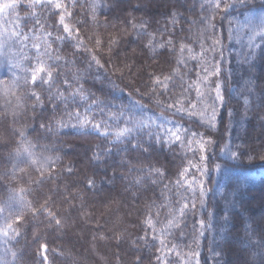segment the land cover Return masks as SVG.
<instances>
[{
  "label": "trees",
  "instance_id": "obj_1",
  "mask_svg": "<svg viewBox=\"0 0 264 264\" xmlns=\"http://www.w3.org/2000/svg\"><path fill=\"white\" fill-rule=\"evenodd\" d=\"M157 1L143 7L136 0H64L71 25L103 69L89 67V53L77 51L74 40L55 39L63 33L53 9L18 0L15 12L0 14V264H264V133L256 132L264 126V38L257 35L264 0L218 12L214 27L201 23L210 15L202 7L207 0ZM47 31L49 63L56 65L52 94L63 91L67 103L52 99L45 85L35 87L41 106L24 77L35 63L33 45L43 51ZM113 39L118 43L110 45ZM151 73L172 75L163 95L153 93ZM173 101L195 104L188 108L195 115L168 108ZM132 122L138 126L117 140ZM177 126L180 141L169 135ZM193 132L211 139L206 162ZM185 202L180 226L169 229Z\"/></svg>",
  "mask_w": 264,
  "mask_h": 264
},
{
  "label": "snow or ice",
  "instance_id": "obj_2",
  "mask_svg": "<svg viewBox=\"0 0 264 264\" xmlns=\"http://www.w3.org/2000/svg\"><path fill=\"white\" fill-rule=\"evenodd\" d=\"M72 3H74V0H71ZM243 5L244 4V0H207L206 5H202V7L207 8L208 13L210 14L208 17H205L201 20V23H204L205 20L208 22L209 27H214V25L211 24V20H213L215 18V15L218 12H224V13H230V11L234 8L237 7V4ZM37 6L42 7V8H50L53 9L55 11L56 14V24L59 25L60 29H62V33L61 34L59 31L57 32L55 39L59 40L61 42L65 41V40H74L75 44L74 47L76 48L77 51L83 49L85 51H87L90 55V61H89V67L92 66V64H95V66L97 68L103 69L105 67V65L101 62V59L98 57V55L96 54L95 51H93L92 49H88L85 47L84 44V39L81 38L80 36V31L78 27H73L70 23L71 18L73 16V13L70 11V5L65 3L64 0H29L28 3V7L29 8H36ZM18 7V0H0V14H5L7 13L9 10H12L13 12L16 11ZM31 15L36 16V12H32ZM94 18V17H93ZM37 24L40 23V21L37 19L36 21ZM133 27H135V25H133ZM261 29H264V19H262L261 24L258 26ZM41 30L43 31V27H41ZM13 36H22L23 40H28V36L23 35V33H17V32H13L12 33ZM52 32L51 31H47L45 33L44 36V43H45V47L44 50H41V45L39 44H34L33 47L36 50V55H35V63L34 65L31 67L30 69V74L26 75L24 77L25 83H31L34 87L33 90L31 91L30 95L32 97L35 98L36 102L39 103L41 106H43V98L42 96L35 91V87L40 86H47L48 91L50 93V97L52 99H56L57 97H59L61 100H63L65 103H67V98L64 95L63 91H60L59 89H57V92L55 95L52 94V89L56 87V84L54 83L55 77L53 74V69L54 67H56V65L54 64H50L49 61L52 60V55H51V48H52V44L49 42L48 38L52 37ZM257 35H259L261 38H264V31H260L257 33ZM253 37H249L250 43H249V47L250 48H256L257 44L252 42L253 41ZM101 40L97 39L95 41V44L97 46V50L99 49V46L101 45ZM118 41L116 40H110L109 44H117ZM169 44H171V41H169ZM109 50H111V48H109ZM185 50V46L184 44L180 45V52L183 53ZM188 51L191 53L192 49L189 48ZM202 55V53H201ZM193 59L196 58L195 55H193L192 57ZM56 60H61L62 57L60 56H56L55 57ZM180 63H185V61L181 60ZM205 71H207V69H205ZM217 74H218V69L216 70ZM149 79L152 81L154 87L152 88L153 93L156 92H160L161 95L164 94V92H166L169 88V82L172 79V75H164L163 73L157 75L155 73H151L149 75ZM207 79V77H205V80ZM65 84V90H67L68 88L71 87L70 82L66 79L64 81ZM82 88L78 89L77 92H81ZM197 93L200 94V89L197 88L196 89ZM215 92H216V99L220 100L221 103L223 102V98L220 95V85L217 84L215 86ZM71 95L73 96V99H75V96L77 95V93H71ZM159 103V101H157ZM168 108H175L177 112L180 113H184L187 112V114L189 116L195 115V113L193 111H188V108L191 109H195L196 105L195 104H190L188 105L186 108H181L179 107V101H173L172 103H168L167 104ZM121 115H123L121 113ZM79 116V114L77 113V117ZM115 119V117H113ZM209 121L211 122V120L215 119V109H213L212 115L211 117L208 118ZM133 126L132 127H125L122 129H119L116 133H115V137L117 140H120L121 137H125L127 135H129L134 127L138 126V124L136 122H132ZM81 127H84L85 125L83 123H81L80 125ZM214 126V125H213ZM41 127H46L45 125H41ZM105 126L102 124H93V129L95 131L98 132V134H102L104 136H108L109 132L107 130L101 131ZM185 132H187V129H184ZM181 127L177 126L175 131H172L171 129L169 130V135L172 139L176 140V141H180L181 140ZM20 137H24V132L20 131L19 132ZM200 134H197L195 132L192 133V136H197ZM193 141L191 139L188 140V146L191 148ZM197 143L199 144V151L202 153L200 159L201 161H207L208 157L206 155H203V153H206V144L207 143H211V139H205L202 135H200V139L197 141ZM132 147L134 148H138L139 145L138 144H133ZM147 150V149H145ZM123 151H127V149H123ZM198 171H201V174L203 175L204 172L206 171L205 169H200L197 168ZM188 171L187 168L184 169V172L186 173ZM69 172H71V168H69ZM183 173L181 174V179H183ZM40 183H43V180L40 181ZM177 184L180 185L181 181H177ZM95 186V182L94 180H89L88 181V188H94ZM189 188H193L192 183H189L187 185ZM194 190V189H193ZM201 195H203V185L201 184ZM192 208H195V203H192ZM189 207V204L187 202H185L183 204V207L179 208L178 210H176L178 212V215L176 213H173L172 218L168 220V228H172V227H179L180 226V217L183 216L184 214V210L187 209ZM45 212H47V214L52 217V220L54 221L55 225L60 226L61 225V220L59 218H56L55 213L50 212L47 208L44 209ZM35 214V213H34ZM15 223L19 224L20 223V219L17 218ZM51 223V221H50ZM149 227H153L152 225V221L148 220L147 221ZM201 223V228L203 229L204 227V223L203 221L200 222ZM8 229H12L13 226L11 223H9L7 225ZM13 231L15 232L16 235H19V232L15 229H13ZM7 232H4V235H7ZM201 235H203V232H201ZM153 239H155V237H153ZM161 245L164 244V240L161 239L160 240ZM42 250H44L45 252L47 251V246L46 245H42ZM197 257L199 256V253H194ZM15 255V254H13ZM179 255V254H178ZM159 259V257H158ZM46 260V257H45ZM166 264V262H165ZM195 264H199V261L197 260L195 262Z\"/></svg>",
  "mask_w": 264,
  "mask_h": 264
},
{
  "label": "rangeland",
  "instance_id": "obj_3",
  "mask_svg": "<svg viewBox=\"0 0 264 264\" xmlns=\"http://www.w3.org/2000/svg\"><path fill=\"white\" fill-rule=\"evenodd\" d=\"M136 1L140 2L141 6H143V7H146L147 5H151V3H153V2H158L157 0H136ZM256 132H257V135L262 136L263 135L262 133H264V126H259L258 125V127L256 129ZM234 204H235L234 201L230 200L227 207L228 208H232L234 206ZM263 205L264 204H262L260 206L261 207V211H260V215L261 216H264V208H263ZM244 241H245L244 239H240V240L237 241V246L239 247V249L245 247ZM76 242H78V244H79V245L77 244V246H83V240L82 239H79ZM76 251H78V250H76ZM68 255L69 254L67 253L66 254V257ZM76 261L79 262V260H76ZM237 263H238L237 260L236 261L235 260L233 261V264H237ZM71 264H73V263H71ZM238 264H240V263H238Z\"/></svg>",
  "mask_w": 264,
  "mask_h": 264
}]
</instances>
